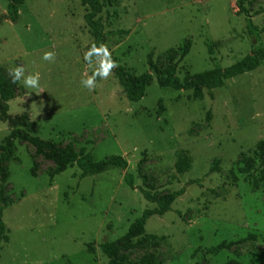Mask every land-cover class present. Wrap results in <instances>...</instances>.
<instances>
[{
  "label": "rangeland",
  "instance_id": "obj_1",
  "mask_svg": "<svg viewBox=\"0 0 264 264\" xmlns=\"http://www.w3.org/2000/svg\"><path fill=\"white\" fill-rule=\"evenodd\" d=\"M238 0H114L101 17L105 31L124 30L103 44L131 74L147 70V56L165 66L191 41L178 61L183 79L215 67L227 68L252 50ZM253 24L264 26V0H241ZM9 0H0V15ZM15 22L0 25V64L22 65L40 73L44 92L9 101V114L27 112L26 129L43 140L95 161L121 156L127 170L112 168L81 176L76 167L49 178L51 161L28 143H16L2 211L8 241H0V264H107L98 246L124 235L145 209L140 190L162 195L185 188L163 216L145 225L155 238L130 251L118 249L130 264L150 256L156 264H264V184L256 190L236 167L253 157L264 141V65L228 79L202 99L191 91L160 88L155 79L139 102L126 99L115 76L97 80L89 92L81 84L83 59L93 44L79 0H24ZM264 45V32L260 34ZM56 54L54 63L42 59ZM161 108V109H160ZM8 126L0 120V142ZM178 162L188 166L178 171ZM35 169V176L30 173ZM243 164L239 165L242 168ZM133 175V186L124 174ZM197 183L187 185L188 182ZM251 236V237H248ZM247 239L218 255L202 251L222 241ZM94 253L87 252V244Z\"/></svg>",
  "mask_w": 264,
  "mask_h": 264
},
{
  "label": "trees",
  "instance_id": "obj_2",
  "mask_svg": "<svg viewBox=\"0 0 264 264\" xmlns=\"http://www.w3.org/2000/svg\"><path fill=\"white\" fill-rule=\"evenodd\" d=\"M23 1L9 0L6 12L0 15V25L4 20L15 22L18 19L19 7ZM79 1L85 7L83 20L88 27L93 43L97 45L103 44L107 37L119 36L126 33L124 30L105 31L104 29L101 14L103 13L105 5L112 3L114 0ZM236 5L238 8L236 13L244 15L246 31L252 40L253 46L249 54L227 68L215 67L211 70L196 73L181 79L177 75V65L178 61H181L190 51L191 41L188 40L178 50H172L175 54H179L176 62L170 59L167 65L160 66L153 59L152 55H148L146 60L147 70L138 75L129 73L122 66L117 67L113 75L121 86L126 99L134 103L139 102L145 96L146 89L150 86L153 79L156 80L160 88H171L176 91H191V97L193 99H202L204 91H206L212 99L213 91L222 87L226 80L252 72L258 67L263 66L264 45L261 43L260 34L264 32V26L258 28L252 21L254 14L259 12L251 13L250 8L246 7L241 0H238ZM8 69L5 65L0 64V120L8 126L7 135L0 142V241L4 242L8 241V237L5 226L1 221V216L3 209L12 203V199L6 194V189L10 177L8 163L15 157L16 143L25 142L31 144L38 153L52 162L53 168L48 173L50 179L73 166H76L80 170L81 176L98 175L112 168L127 170V162L121 156H113L105 160L95 161L89 152H75L71 148L62 147L53 141L43 140L33 135L31 131L26 129L30 122V117L27 112H23L20 115H11L8 112L9 101L25 95V90L19 83L15 85L11 83V79L8 76ZM240 164H243L242 168H239ZM34 167L30 170L32 176H35ZM187 167L181 162L176 164L178 171L185 170ZM236 167L241 174L245 175V181L251 186L252 190H256L260 185L264 184V141L258 142L253 151L252 158L238 161ZM197 182L198 180H193L188 182L187 185ZM124 183L129 188H134L133 175L131 173L125 172ZM140 193L145 201L155 204V207L145 209L140 217L136 218L129 225L124 235L114 241H105L98 246L107 258V264H130L125 256L118 255V249L121 248V250L130 251L154 239L155 235L145 232V225L148 218L154 215L161 217L168 212L172 204L185 193V188L181 187L178 190L162 195L143 189L140 190ZM246 239L247 237L233 241H222L213 247L203 250L202 258H205L206 255L215 256L221 251L230 250ZM86 249L90 254H93L95 251L94 245L91 243L87 244ZM138 264L156 263L150 256H146ZM225 264H229V262Z\"/></svg>",
  "mask_w": 264,
  "mask_h": 264
},
{
  "label": "clouds",
  "instance_id": "obj_3",
  "mask_svg": "<svg viewBox=\"0 0 264 264\" xmlns=\"http://www.w3.org/2000/svg\"><path fill=\"white\" fill-rule=\"evenodd\" d=\"M43 60L54 63L56 54L52 51H46L42 57ZM87 69L91 70V74L85 72L81 84L89 92H93L98 87L97 80H108L114 74V70L119 67L116 60L112 58V52L105 44H91L83 56ZM8 76L12 84H22L26 89H32L37 95L44 92L41 86V76L39 72L34 74H26V70L22 65L8 69Z\"/></svg>",
  "mask_w": 264,
  "mask_h": 264
}]
</instances>
